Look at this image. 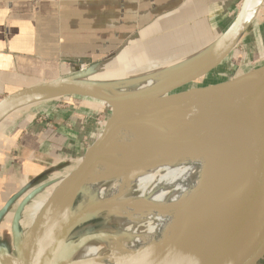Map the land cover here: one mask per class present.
I'll list each match as a JSON object with an SVG mask.
<instances>
[{"label": "crops", "instance_id": "crops-1", "mask_svg": "<svg viewBox=\"0 0 264 264\" xmlns=\"http://www.w3.org/2000/svg\"><path fill=\"white\" fill-rule=\"evenodd\" d=\"M241 1L0 0V100L66 77L78 64L108 71L191 63L228 29ZM258 8L246 32L257 25L264 0ZM263 36L264 26L239 55ZM96 109L62 97L0 118V209L27 185L69 169L97 130Z\"/></svg>", "mask_w": 264, "mask_h": 264}, {"label": "water", "instance_id": "water-1", "mask_svg": "<svg viewBox=\"0 0 264 264\" xmlns=\"http://www.w3.org/2000/svg\"><path fill=\"white\" fill-rule=\"evenodd\" d=\"M259 1L242 0L234 20L210 49L185 69L164 77L146 89L122 93L102 91L95 87V83L90 82L97 75L99 66L82 68L78 64L66 77L18 90L0 100V118L12 111L62 97H78L98 108L94 112L97 130L69 169L44 185L33 189L27 185L10 197L0 209V223L9 215L1 233L0 264H45L56 247L71 240L74 241V249H77L88 242L114 238L116 226L110 221L113 215L110 210L114 208H110L107 203H100L87 213L72 219V205L69 202L81 189L111 142L107 127L119 119L164 100H174L192 90L181 91L210 74L225 61L246 33L259 9ZM262 70L264 36L247 52L238 56L230 78H223L204 88H196V95L183 109L197 104L253 109L264 101V81L253 82L250 79ZM185 140V137L166 136L158 141L164 145H176L185 143ZM203 189L204 182H200L194 193L189 195L180 225L158 259L150 264H256L264 254V214L257 212L251 218L247 236L239 243L236 214L229 209L226 201L231 193L224 192V189L210 199V205L204 214L211 215L214 208H217L216 217L210 222L202 217L195 224L193 217ZM49 194H52L51 197L46 200L33 223L24 226L26 207L33 200L46 199ZM217 203H221L220 209ZM13 205L15 207L10 212ZM224 215L223 219L229 215L227 224L219 234L220 237L210 242L215 223Z\"/></svg>", "mask_w": 264, "mask_h": 264}, {"label": "bare ground", "instance_id": "bare-ground-1", "mask_svg": "<svg viewBox=\"0 0 264 264\" xmlns=\"http://www.w3.org/2000/svg\"><path fill=\"white\" fill-rule=\"evenodd\" d=\"M193 62L185 63L173 74ZM168 75L172 74L161 73L146 82L144 87L126 92L151 87ZM258 80L264 81V70L250 79L253 82ZM195 95L196 89H192L174 100H164L137 112L139 117L144 116L147 122H151V131H134L133 143L126 144L116 155L102 160L107 147L81 189L70 198L72 219L100 203L114 208L110 210L113 212L110 221L116 226L114 238L107 239L106 246L100 244L101 239L88 242L74 252L71 246L62 244L54 249L45 264H97L100 259H104L103 264L152 263L158 259L180 225L189 195L194 193L200 182H204V189L193 217L195 224L202 217L207 222L216 217L217 208L211 215L204 214L210 199L224 189V192L231 193L226 201L229 209L236 214V235L238 242H242L247 236L251 218L257 212L264 214V170L252 174L248 168L252 158L257 159V163L264 159V101L249 110L201 104L179 120L167 126H157L160 123L158 120L166 117L165 110L157 111L174 104L185 106ZM152 114L155 119L149 116ZM135 115L116 121L114 130L124 121H133ZM142 130L147 129L143 126ZM140 136L141 139L138 138ZM166 136L185 137L186 142L164 145L158 141ZM256 143L260 144L262 155L247 156L255 148L247 149ZM160 174L163 176L158 178L159 182L155 183L152 191L158 193L155 197L135 195L145 182L157 179ZM152 215L154 222H160L157 229L152 235L150 232L138 235L136 224L142 225L141 221ZM224 217L221 216L215 223L210 242L220 237L229 215ZM143 238L145 245L140 240ZM134 251L136 253L132 255Z\"/></svg>", "mask_w": 264, "mask_h": 264}, {"label": "rangeland", "instance_id": "rangeland-1", "mask_svg": "<svg viewBox=\"0 0 264 264\" xmlns=\"http://www.w3.org/2000/svg\"><path fill=\"white\" fill-rule=\"evenodd\" d=\"M256 26L253 28L251 26L246 32V35L244 38L241 40V42L235 47V49L231 52V54L225 59V61L214 71H212L210 74L205 76L204 78L198 80L197 82L193 83L190 86H187L183 88L181 91H186L189 89H196V88H204L207 86H210L216 82L221 81L223 78H230L234 71V63L236 62L239 53H241L242 47L246 46L248 43L250 37H252L259 29H261L264 26V8L260 11V15L258 20L256 21ZM184 65H186L183 62L165 66L161 69L162 66L150 62L146 65H141L139 68L136 69H119L118 68H110L108 71H103L97 69V75H94L91 79V83H95V87L99 88L102 91H112L114 93H122L134 89H138L141 87H144L146 82L152 81L154 76H157L159 74H173V72L179 70L182 68ZM36 105V104H35ZM201 104L194 105L192 107L183 109L184 106H181L179 104H174L171 106L164 107V109H160L157 111L159 113L160 111L165 110V119L164 120H158L157 126L158 127H163L167 126L170 122L179 120L181 117L184 115L188 114L192 110H194L196 107H198ZM102 115V113H101ZM100 115V116H101ZM140 115V114H139ZM136 115L133 117V121L131 120L130 122L126 123L124 121L120 127L118 126L115 130V122L110 124L107 127V134L111 142L108 145L107 153L103 159H107L112 157L114 154L116 155L118 152H120L126 144H131L133 143V140H135L134 136V131L139 130L140 132H149L151 131V122H147L146 118L144 116ZM153 119H155L154 115H149ZM143 126L146 127L147 130H142ZM148 135L149 133H145ZM142 136L138 137L141 139ZM257 144V145H256ZM251 145L247 150H251L255 148L254 151H252L249 155L247 156H254V155H262L261 152L259 151L260 144L256 143ZM246 150V151H247ZM244 153H241L240 156H244ZM250 172L252 174L259 173L260 171L264 170V159L260 163H257V159L250 161L249 166H248ZM56 174V173H55ZM54 177L56 175H53ZM163 174H160L157 176V179L153 181H147L143 184V187H141L137 193V195H142L144 197H155L158 193L157 192H152L154 191L155 185L159 182L160 177H162ZM57 177V176H56ZM55 177V178H56ZM54 179V178H53ZM156 183V184H155ZM147 191L144 193V191ZM152 193V195H151ZM52 194H49L46 199L42 200H33L25 209V215H24V221L23 224L24 226H30L33 221L36 219L42 208L44 207L46 200L51 197ZM41 196H44L42 194ZM133 198V197H132ZM3 202V199L0 198V207ZM224 203V202H223ZM217 205H219L217 203ZM15 205L11 208L10 212L14 209ZM154 215V214H153ZM153 215L146 219L142 220L141 222L142 225L136 224V230L137 234L141 233L142 236L146 235V232H150V235L154 233V231L157 229L158 225L160 224L159 221L154 222L155 219H153ZM8 216H5L4 220L0 223V245L1 243V233L3 232L5 222L7 220ZM148 218V219H147ZM162 221V220H161ZM135 227V226H134ZM149 235V236H150ZM145 238V237H144ZM143 239H140L142 242L144 241ZM147 240V239H146ZM144 241V244L145 245ZM69 246H71V251L74 252L80 248V246L77 249H74V241L71 240L68 243ZM142 245H138L137 247H140ZM1 248V247H0ZM136 251L132 252V255H135ZM104 259H100L97 264H103ZM135 264H138L137 262ZM256 264H264V254L261 256V258L257 261Z\"/></svg>", "mask_w": 264, "mask_h": 264}, {"label": "flooded vegetation", "instance_id": "flooded-vegetation-1", "mask_svg": "<svg viewBox=\"0 0 264 264\" xmlns=\"http://www.w3.org/2000/svg\"><path fill=\"white\" fill-rule=\"evenodd\" d=\"M101 219H103V218H101ZM103 223H104V221L102 220V225H103ZM101 224V223H100ZM107 239H102L100 242V244L101 245H103V246H106L107 245V241H106Z\"/></svg>", "mask_w": 264, "mask_h": 264}]
</instances>
